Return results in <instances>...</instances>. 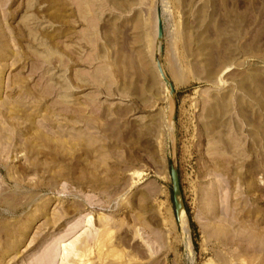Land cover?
I'll return each instance as SVG.
<instances>
[{
	"label": "rangeland",
	"instance_id": "374dc122",
	"mask_svg": "<svg viewBox=\"0 0 264 264\" xmlns=\"http://www.w3.org/2000/svg\"><path fill=\"white\" fill-rule=\"evenodd\" d=\"M61 262L264 264V0H0V264Z\"/></svg>",
	"mask_w": 264,
	"mask_h": 264
},
{
	"label": "water",
	"instance_id": "95a60500",
	"mask_svg": "<svg viewBox=\"0 0 264 264\" xmlns=\"http://www.w3.org/2000/svg\"><path fill=\"white\" fill-rule=\"evenodd\" d=\"M157 39H158V57L156 59V66L157 70L166 86V88L169 90V95L173 98L174 106L171 114V119L169 123L170 129L173 127V123L175 120V113H176V108H175V98H174V87L170 79L167 77L165 74V71L162 67V61H161V53H162V40H163V26H162V20H161V7L160 5L157 6ZM170 177H171V188H172V196H173V203H174V211L175 215L177 218L178 223L179 217L181 214H183L186 218V223L188 226V218H187V212L183 203V198H182V192H181V186H180V181H179V175H178V170L176 163L171 160L170 164ZM188 232V228H187Z\"/></svg>",
	"mask_w": 264,
	"mask_h": 264
},
{
	"label": "bare ground",
	"instance_id": "6f19581e",
	"mask_svg": "<svg viewBox=\"0 0 264 264\" xmlns=\"http://www.w3.org/2000/svg\"><path fill=\"white\" fill-rule=\"evenodd\" d=\"M157 29V28H156ZM161 77V76H160ZM179 221H180V226H181V228L184 230L185 229V227H186V225H184V221H186V218H185V216L183 215V214H181L180 215V217H179ZM187 222V221H186ZM187 224V223H186ZM76 239V238H75ZM72 241V240H71ZM74 242H75V240H73ZM69 242V243H67V244H65L63 247H61V252H62V257H63V259L65 260H67V258L68 257H70V256H72L73 255V253H74V242ZM60 252V253H61ZM50 255V254H49ZM62 259V260H63ZM63 260V261H64ZM46 263V262H45ZM63 262H61L60 264H62Z\"/></svg>",
	"mask_w": 264,
	"mask_h": 264
}]
</instances>
